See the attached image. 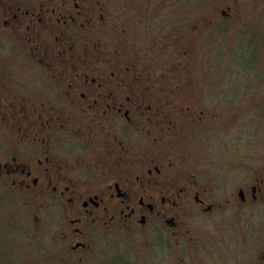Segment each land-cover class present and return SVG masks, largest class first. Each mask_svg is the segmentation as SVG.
<instances>
[{"label": "flooded vegetation", "instance_id": "af4514ba", "mask_svg": "<svg viewBox=\"0 0 264 264\" xmlns=\"http://www.w3.org/2000/svg\"><path fill=\"white\" fill-rule=\"evenodd\" d=\"M124 1L117 13L114 0H0V190L51 240L53 264H101L110 240L156 233L173 264H196L184 229L217 208L246 219L244 239L202 264H264V164L226 159V178L200 156L225 129L208 104L225 99L192 82L194 47L163 37L155 0Z\"/></svg>", "mask_w": 264, "mask_h": 264}, {"label": "rangeland", "instance_id": "374dc122", "mask_svg": "<svg viewBox=\"0 0 264 264\" xmlns=\"http://www.w3.org/2000/svg\"><path fill=\"white\" fill-rule=\"evenodd\" d=\"M114 1L117 13L127 5L124 0ZM153 6L155 12L160 11L156 21L163 27V37L177 34L181 45L194 47L192 57L185 61L187 70L197 73L192 82L202 85L206 93L218 89L225 99L208 104L222 114L225 129L215 136L211 131L213 137L200 156L212 168L226 171V178L231 169L238 170L228 169L226 159H234L237 165L264 164V0H155ZM142 9L140 2L134 12ZM189 24L190 32L186 31ZM213 49L219 58L210 56L212 64L208 57ZM177 54L178 50L174 57ZM194 214L184 229L199 245L190 251L194 263H204L206 250L212 252L209 260L221 262L244 239L246 219L239 221L230 210ZM254 222L256 252L264 243L263 203H255ZM160 236L155 234V243L141 238L110 240L104 245L101 264L113 258L123 261L119 264H173L178 250L166 234L164 240ZM50 241L29 224L25 207L0 190V264H45L52 255Z\"/></svg>", "mask_w": 264, "mask_h": 264}, {"label": "trees", "instance_id": "16d2710c", "mask_svg": "<svg viewBox=\"0 0 264 264\" xmlns=\"http://www.w3.org/2000/svg\"><path fill=\"white\" fill-rule=\"evenodd\" d=\"M264 106V101H263V104H262V106L261 107H263ZM7 195L9 196V197H11L12 198V201L13 202H16V201H18L21 205H22V203H21V201H20V199L19 198H15V199H13V197L11 196V195H9L8 193H7ZM12 236V233L8 236V238H10ZM24 258H25V256H24ZM34 260V259H33ZM33 260H32V262H33ZM120 262H123L122 260H118V259H115V258H113L112 260H110V261H103V263L102 264H119ZM45 264H53V262H52V258L50 257V259L49 260H45V262H44ZM32 264H36L35 262H33Z\"/></svg>", "mask_w": 264, "mask_h": 264}]
</instances>
